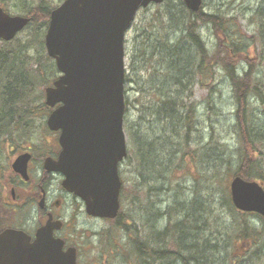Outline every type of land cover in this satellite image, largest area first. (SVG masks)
I'll return each mask as SVG.
<instances>
[{
	"label": "trees",
	"instance_id": "trees-1",
	"mask_svg": "<svg viewBox=\"0 0 264 264\" xmlns=\"http://www.w3.org/2000/svg\"><path fill=\"white\" fill-rule=\"evenodd\" d=\"M59 3L50 0H0V5L7 12L16 11L30 18L27 27L34 28L32 39L36 38L38 49L45 59L36 61L37 70H32L34 63L28 43H21L18 39L13 40L14 45L11 41H0V145L8 139L12 141L15 135H29L31 128L26 129L25 125L29 124L31 117L39 111L44 115L50 111L44 102L36 101L37 98L42 99V94L37 96L36 88L51 85L58 76L55 62L46 53L44 35L50 14ZM161 5L163 10L156 12V17L147 22L148 26L140 29L137 36L140 41L132 50L134 53L131 51L129 65L137 74L135 78L128 74L125 78L126 111L130 106L137 110L133 122L129 124L125 121L128 139L134 146L137 179L147 180V171H159L161 157L156 150H172L176 144L171 138L175 134L180 140L179 166L190 162L200 174L199 164L207 156L204 148L194 152L189 146L193 139L191 134L200 121L196 103L190 98L197 84L207 86L210 93L214 91V82L219 72H223L231 83L236 107L232 129L237 165L232 166L231 155L228 156L226 151L215 148L218 141L213 134L215 128L210 125L212 148L208 158L223 160L224 163L212 164L210 168L208 164L211 174L208 180H216L220 173L226 172L230 178L240 176L264 186V1L252 14V24L257 25V32L249 36L238 30L233 18L224 15L226 13L222 10H217L220 13L204 12L201 7L192 12L183 0H178L176 4L165 0ZM201 28L211 30L213 39L210 42L202 37ZM41 67L46 75L41 73ZM129 83L131 85L127 87ZM130 87L132 93L135 92L133 100L129 95ZM256 107L260 110H257L260 113L258 117L255 115ZM213 108L209 105V109ZM147 122L159 127H152V124L146 126ZM158 130L159 135L156 134ZM160 138L164 142L158 145ZM141 185L142 182L138 181L134 190L140 191ZM223 196L236 216L233 218L236 222L234 231H240L246 237L253 234L254 243L260 244L257 238L264 240V227L255 230L246 221H238L237 218L242 220L251 214L234 208L229 191ZM178 207L176 215L179 220L170 227L150 233L145 240H141L139 234L129 235L136 252L135 264H174L177 260L181 264H215L220 261V258H213L218 254L216 247L219 246L214 243L216 239L213 235L221 224L212 215L213 209H209L207 203L200 201L196 195L190 202L179 203ZM131 224L132 219L125 218L121 209L115 226L130 232ZM206 234L210 236L205 237ZM169 237L174 248L167 250L161 243Z\"/></svg>",
	"mask_w": 264,
	"mask_h": 264
},
{
	"label": "water",
	"instance_id": "water-1",
	"mask_svg": "<svg viewBox=\"0 0 264 264\" xmlns=\"http://www.w3.org/2000/svg\"><path fill=\"white\" fill-rule=\"evenodd\" d=\"M163 1L64 0L50 14L45 47L61 74L45 89V102L54 108L47 126L60 131L61 150L57 159L45 158L44 169L63 175L62 187L84 202L90 216L114 219L119 214V165L127 156L125 36L141 8ZM184 3L198 11L202 0ZM29 22L0 6V40L14 39ZM29 158L21 154L12 163L25 180ZM230 195L238 210L264 217L260 183L236 176ZM61 224L49 217L32 242L23 231L5 229L0 233V264H77L76 249L64 250V241L54 237Z\"/></svg>",
	"mask_w": 264,
	"mask_h": 264
},
{
	"label": "rangeland",
	"instance_id": "rangeland-1",
	"mask_svg": "<svg viewBox=\"0 0 264 264\" xmlns=\"http://www.w3.org/2000/svg\"><path fill=\"white\" fill-rule=\"evenodd\" d=\"M50 1L60 2V0ZM177 1L170 0V3L176 4ZM263 1L203 0L202 9L204 12L215 11L218 13L220 11L217 10H222L226 13L224 15L233 18V23L238 30L249 36L257 32V25L254 23L253 26L251 18L252 14L260 7ZM161 6L151 5L139 11L132 27L126 34L127 74L133 78H135L137 73L132 72L129 59L130 55L134 53L132 50H134L137 42L140 41H138L137 36L140 35V29L147 27V22L156 17V12L163 10ZM10 12L12 15L19 14L16 11ZM31 31H34L33 27H26L18 34L14 41L18 39L21 43H28L30 54H32L31 61L35 64H32L31 68L32 70H37L36 61L39 60L41 62V60L45 61V59L42 56V52L38 49L36 38L32 39ZM200 31H202V37L208 42H210V39H213L211 30L208 28H204V30L201 28ZM36 37L39 38V36ZM11 44L14 45L13 40ZM259 48L261 49V46ZM41 73L46 75L42 67ZM219 74V77L214 82L216 85L214 91L210 93V89L207 86L197 84L194 86L192 97L190 98L196 103L197 113L199 115L198 119L200 121L191 134L193 139L191 138L189 146L194 152H198V150L204 148L207 156L199 164V175L194 165L190 162L188 165L179 166V156L181 153L178 152V142L180 140L177 138V134H175L171 138L172 142L176 144L172 150H161V152L156 150L161 157L159 171L155 169L154 173L147 171V180L142 178L137 179L139 174L134 170L136 168L134 150L132 149L134 146L127 137L128 155L120 165V176L123 182V192H121L123 199L120 196V200L124 217L132 219V224L129 227L130 232L117 228L115 226V220L95 219L87 216L84 207L80 205L78 199L63 195L65 199L59 210V214L63 217L65 224L62 229V234L67 237L71 245L78 247L80 264H135L136 252L134 251L129 235L139 234L140 239L145 240L150 233H156L170 227V225L179 220V216L176 215L178 212L177 208L179 209V203L185 204L190 202L195 195L200 201L206 202L208 208L213 209L212 215L221 221L218 222V224H221L214 231L213 235L216 239L214 243L219 244L216 247L218 254H209L214 255L213 258H217L216 260L220 258V261L215 264H224L225 260V264H264V240L260 244H255L253 234L247 237L239 235L240 231L234 234V224L236 222L233 218L236 216H234L235 213L226 205L223 196L224 192L229 191L228 186L231 178L226 175V172H222L216 180H208V176H211L208 171L210 166L212 164L216 166L224 163L223 160L213 161L211 158H208L211 155L210 148H212L210 146V125L214 126L215 133L213 134L218 141L215 148L221 150V152L226 151L228 156L231 155L230 161L233 164L232 166L236 167L237 165V157L235 156L236 140L233 137L234 132L232 129V126L235 124L234 113L236 107L230 81L223 72H219ZM130 85L131 83L127 87ZM130 90L129 95L131 100H133L135 98V92L132 93V88ZM36 94L37 96L42 94V99L37 98L36 101L44 102V88L42 86L36 88ZM208 97L211 98L208 99ZM209 105L214 106V108L209 109ZM257 107L255 108L256 113L254 112L256 117H258L257 114H260L258 113L260 110ZM136 111L135 108L130 106L126 112L125 119L129 124L136 119ZM46 118L44 112L39 111L35 116L31 117L29 124L27 126L25 125L26 129L31 128L30 133L27 131L29 135L23 134L21 137L15 135L12 137V141L8 139L7 142L9 144L4 142V144L0 145V190L13 177L10 164L16 157L14 150L29 148L30 150H35V153L41 152L46 155L52 154L55 151L53 149L57 134L45 129ZM147 123L146 126L152 124V127H159L155 126V123ZM156 134L159 135V130ZM165 137L167 136L165 135ZM157 142L158 145H161V142H164V140L160 138ZM225 144L227 147H225ZM217 154L219 155L220 153L217 152ZM33 173L34 175L37 173L35 168ZM138 181L142 182L140 191L134 190L138 186ZM136 196H138L137 199ZM39 215L40 212L35 213L36 220L39 218ZM170 217L172 220H170ZM16 219V214L0 215V228L5 227L7 224L16 223ZM237 219L240 222L246 221L255 230L264 227V219L256 217L255 215H249L242 220L240 218ZM26 228L30 231L33 230V227L29 224L26 225ZM207 236L210 235L206 234L205 237ZM162 244L166 246L165 248L167 250L174 248L170 237L166 241H163ZM174 264L181 263H178L177 260Z\"/></svg>",
	"mask_w": 264,
	"mask_h": 264
},
{
	"label": "flooded vegetation",
	"instance_id": "flooded-vegetation-1",
	"mask_svg": "<svg viewBox=\"0 0 264 264\" xmlns=\"http://www.w3.org/2000/svg\"><path fill=\"white\" fill-rule=\"evenodd\" d=\"M59 150H55L49 155L41 152H36V154L35 150H14L16 157L23 153L30 154L28 161L29 178L25 180L19 174L13 173V177L9 179L7 185L0 190V215L16 214L17 219L14 227L30 235L31 241L35 239L37 229L46 223L47 218L51 217L53 223L61 220L62 228L55 230L54 235L64 239V248H67L69 242L67 237L62 234L64 222L59 210L65 199L63 195L70 196V194L61 189L59 185L62 181L61 174L50 173L44 169V159L47 156L57 158ZM34 168L37 171L35 175L33 173ZM59 195L64 198L59 197ZM37 212H40V215L36 220L35 213ZM27 224L33 227V230H28Z\"/></svg>",
	"mask_w": 264,
	"mask_h": 264
},
{
	"label": "bare ground",
	"instance_id": "bare-ground-1",
	"mask_svg": "<svg viewBox=\"0 0 264 264\" xmlns=\"http://www.w3.org/2000/svg\"><path fill=\"white\" fill-rule=\"evenodd\" d=\"M106 220H111L112 221V219H110V218H105ZM114 221V220H113ZM237 232L236 231H234V234H236ZM239 235H241L240 233H239ZM241 236H243V235H241ZM244 237H246V236H244ZM257 241H258V243H260L261 242V240L259 239V238H257Z\"/></svg>",
	"mask_w": 264,
	"mask_h": 264
}]
</instances>
